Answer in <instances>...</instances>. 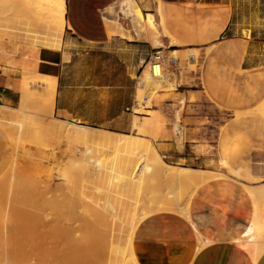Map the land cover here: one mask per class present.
Returning <instances> with one entry per match:
<instances>
[{
	"label": "crops",
	"instance_id": "0c3cea01",
	"mask_svg": "<svg viewBox=\"0 0 264 264\" xmlns=\"http://www.w3.org/2000/svg\"><path fill=\"white\" fill-rule=\"evenodd\" d=\"M63 1L65 7L60 31L55 27L58 22H50L53 18L48 14V20L42 15L39 22L37 11L34 17L28 10H20V42L40 45L32 50L30 62L23 57V49L20 54L0 62V107L11 110L19 108L26 94L21 77L28 62L36 74L46 76L54 83L51 113L55 120L112 133H127L132 127L133 117L137 115L134 109L138 75L156 47L152 41L140 37L144 32H139L131 21L117 23L118 17L109 22L100 19L98 10L114 0ZM133 1L143 17L151 14L157 17V22H161L166 35H162L160 40L166 44V48L172 49L171 54L211 47L208 56H204L205 69L202 74L175 72L176 84L180 85L176 91L186 98L190 93L197 96L196 101L190 103L193 110L208 107L206 98L199 95L200 79L207 72L216 82L236 80L242 83V95H237L241 101L240 107H251L264 101V0ZM33 18L32 27L38 34L31 40H22V28L30 27ZM110 22H115L114 28L108 24ZM54 27L59 31L60 49L43 46L53 44L55 35L59 38ZM159 29L162 32L161 27ZM111 31L119 34L109 35ZM189 56L194 54L190 53ZM208 65L211 67L208 68ZM238 71L241 74L234 73ZM219 102L230 109L238 106L225 97ZM171 106L172 102L169 101L166 104L168 111H172ZM211 119L217 125L224 123L220 121L222 117L218 112ZM233 120L229 118L226 121L229 130L233 129ZM215 133L218 131L215 130ZM177 149L174 152L179 155L178 159H190L181 157L182 149ZM255 156L264 160V153ZM191 159L201 163V168L189 167L191 169L226 174L228 180L239 185L247 184L241 178H232L226 170L202 168L205 161L203 156ZM250 175L254 177L252 172ZM9 187L8 181L0 180V259L6 253L9 264H27L32 257L37 264H43L41 234L35 232L33 238H28L25 190L21 187L16 189L15 186L10 192ZM200 187L202 189L198 194L196 191L194 193L197 202L190 201L191 222L175 214L162 213L137 225L132 243L138 264H253L248 254L232 242L240 236L252 217V203L248 195L239 186L219 178ZM199 208L203 215L211 218L206 223L217 230L212 237H205L202 232L197 212ZM4 220H7L6 224ZM234 225L244 228L237 234ZM191 226L196 228L202 241L209 242L199 250L197 234ZM49 264L59 263L51 261ZM255 264H264V253Z\"/></svg>",
	"mask_w": 264,
	"mask_h": 264
},
{
	"label": "rangeland",
	"instance_id": "374dc122",
	"mask_svg": "<svg viewBox=\"0 0 264 264\" xmlns=\"http://www.w3.org/2000/svg\"><path fill=\"white\" fill-rule=\"evenodd\" d=\"M31 1L33 2V0H0V62L2 63L4 59L20 54L21 49L25 51L23 57L29 61L32 50L40 45L20 42L19 12L23 9L29 11L28 7L32 6ZM43 1H38L39 4L33 2L38 5L36 11H39V22L42 20V15L47 19L48 7ZM39 5L45 7L41 8ZM34 19H31L30 27L22 28V40H31L38 34L32 27ZM108 24L115 26L114 22ZM112 34L119 33L111 31L109 35ZM140 37L151 41L147 34H142ZM163 49L167 52V59L173 58L175 63H164L161 71L160 66L154 64L158 72L164 74L166 80L148 85L138 92L136 89L135 101L139 93L142 98L136 101L134 112L137 115L133 117L131 129L124 134L135 135L143 141H148L158 151L162 161L168 165L201 168L200 161H194L191 157L203 156L204 169L226 170L232 178H241L251 185L264 182V160L255 156L257 153H264V116L260 110L264 101L251 107H240L241 101L237 95H242L240 93L243 88L242 83L236 80L216 82L207 72L206 76L200 79L199 95L206 98L208 107L193 110L190 103L196 101L197 96L195 93H190L186 98L183 93L176 91L175 72L189 71L202 74L205 69L204 56H208L211 47L208 46L205 50L178 51L174 54L170 53L172 49L166 48V44ZM190 53L194 54V61L189 60ZM234 73L241 74L240 71ZM46 78L36 74L27 62L21 77L26 94L23 95L19 106L22 111L25 109L24 113L19 112V108L16 110L6 108V111H0V180L9 182L10 192L15 186L16 189L21 187L25 190L28 238H33L35 232L41 234L43 264H49L51 261L53 263L58 261L59 264H67V262L118 264L121 259L128 257L124 243L126 228L133 210L143 211L145 201L150 197L152 199L149 200L153 201L163 200V197L159 196H164L170 191V187L164 184L162 179L152 178L137 193L136 187L131 182L117 181L116 175L105 173L104 169H120L117 166L120 167L124 163L122 162L124 158L121 157L133 161V154L131 155L128 149H113V147L81 141L73 137L74 135L69 133L66 127L54 123L52 113L45 102L47 83L51 81ZM222 97L229 98V101L238 106L231 109L224 107L219 102ZM169 101L172 102V111L166 108ZM176 111H179V124L184 130V148L180 151V156L190 158L188 160L178 159L179 155L174 152L177 149L175 145L177 136L174 132V125L177 122ZM217 112L222 117L220 121L224 122L223 125H217L215 120L211 119ZM229 118L234 119L231 130L226 124ZM215 130L218 131L217 134ZM92 160L101 163L99 170L92 166ZM251 172L254 177L250 175ZM219 180L239 186L248 195L245 188L238 183L226 177ZM162 185H165L166 191H163ZM201 189L202 187H199L196 194ZM162 191L165 193H161ZM196 194L191 199L194 203L197 202ZM107 204L112 205L109 207L113 212L109 210L111 208L107 207ZM201 211L202 209L199 208L197 212L202 232L205 237H212L217 230L206 223L211 218L203 215ZM162 213L174 215L169 211L153 214ZM175 215L183 219L177 213ZM3 222L6 224L7 220ZM235 226L237 234L244 228L237 225L233 227ZM4 245L6 249V242ZM123 249L125 253H122ZM2 258L1 264H9L6 253ZM27 264L37 263L32 257Z\"/></svg>",
	"mask_w": 264,
	"mask_h": 264
},
{
	"label": "bare ground",
	"instance_id": "6f19581e",
	"mask_svg": "<svg viewBox=\"0 0 264 264\" xmlns=\"http://www.w3.org/2000/svg\"><path fill=\"white\" fill-rule=\"evenodd\" d=\"M38 1L41 2L43 0H38ZM38 1L33 0V2L35 3L36 2L38 3ZM44 1H43L44 4L47 3L46 7H48V13H47L48 16H50V18H53V19H50V22H52V20L56 23L58 22L57 23L58 25H56L55 23L53 24L54 26L56 25L55 27L56 28L58 27V30H59V25L62 26V23H63L62 18L64 16L63 13H64V7H65L64 1L63 0H44ZM33 2H32V6L28 8H30V10L34 14L33 16L35 17V15L37 14H35L34 12L38 8L37 7L38 5H36ZM122 2L125 5L126 10H127L126 13H123L124 17L129 18L131 23L135 24V27H137L139 32L141 33L144 32L145 35L147 34L148 38L152 41L153 43L152 45H154V47L164 48L165 45L162 43L160 38L162 37V35H166V33L162 28L161 22L156 21L157 17L155 18V16L151 14L147 15L146 17H143L140 9L135 5L136 3H134L133 0H122ZM44 7H41V8H44ZM116 22L119 23V20L117 19ZM160 27L162 29V32L159 29ZM56 28L54 31L58 33L60 30L58 31ZM55 36L53 39L54 41L53 44H47V46L51 47L52 49H54L53 47H55V49L59 48V45H60L59 43L60 35L57 36L59 38H56ZM188 58L190 61L195 60L194 56H189ZM164 77H165L164 74L159 73L157 68H155L153 64L148 63L138 78L139 82L137 83V92L141 91V89H143L144 87L148 85L158 84L163 79L166 80V78ZM44 96H46L45 97L46 106L50 110V113H51L53 99H54V83L52 82V80L48 81L46 94ZM141 98L142 96L140 93L136 95V99H137L136 101H140ZM5 109L6 108L4 107H0V111L2 112L3 110L4 111L7 110ZM260 110L261 112H264V109H260ZM20 111L22 112V114L24 113L22 111V108L19 110V112ZM1 114L3 115V113ZM179 115H180L179 112H177V117H176L177 122L174 125V130H175L174 132L176 133V136H177L176 145L178 149L181 150L183 148V128L179 124L180 123ZM53 122L57 123L58 125L64 126V128L66 127L65 129H67L69 133H72L74 135L73 137H77V139H80L81 141L88 142V143L90 142L92 144L95 143L96 145H100L103 147H113V149L115 148V149L130 150L131 155L133 154L132 158L134 156L133 161L131 159L127 158L128 159L127 160L125 159V157H121V159L124 158L122 161L124 163L123 165L121 164L122 166L120 167L117 166L118 168H120V169H117L118 171L115 169H104L103 171L110 175H116L117 181L131 182L136 187L137 193L140 191L143 185L146 186V183H148L147 181L152 178L153 179L160 178L162 179L164 184H168L170 187L169 188L170 191H167L168 193L166 192L167 193L166 194L165 192H163V191H166V188L164 190L165 185L164 186L162 185L163 188L162 187L161 188L163 189V191L161 193L163 194L165 193V194L164 196L162 195L159 197H163V200L159 199L160 201H153V200H149V199H152L150 197L148 198L149 201L148 200L145 201L146 203L144 205L145 209H143L144 206L142 205L143 211H140L138 209L133 210L130 222L128 223L127 228H126V236H125L126 242L124 241L128 257L127 258L124 257V259H121L120 262H118V264H138L135 258L134 252H133L132 238H133L134 231L140 222L151 217L152 215H154L153 213L155 212L160 213V212H168V211L174 214L177 213L185 221H188V223L191 222L190 215H189V207H190V201L195 191L206 182H209L217 178L227 177L226 174L223 175L222 173H212L210 171H203V170L191 169L188 167L168 165L162 161V157L158 154V151H156L153 148V145H151L148 141L146 142V141L141 140L140 138H138V136H135V135L112 133V132L105 131L102 129H95V128L82 126V125L62 123L55 119H53ZM130 157L131 156H129V158ZM92 161H91L92 166H95L97 170H99L100 169L99 164L101 163H99L98 161H93V162ZM62 177L64 178V176ZM241 185L243 186V188H245V191L248 194L249 199L251 200L252 217L248 225L244 229V231L241 232L239 237L233 239L232 242L237 244L240 249L246 252V254H248V256L251 258V260L255 264L258 257L264 252V223H263V211H262L263 205H264V184L258 185V186H250V185L241 183ZM142 200H145V199H142ZM109 205L112 206L111 204ZM109 205L107 207H109ZM109 210L111 211L112 208ZM124 227H126V225ZM50 228L52 229V227ZM192 229H195V232L198 236V250H199L201 247L205 246L209 242L202 241L200 239V235L197 232L196 228L194 227ZM123 252L125 253L126 251L123 249L122 253Z\"/></svg>",
	"mask_w": 264,
	"mask_h": 264
},
{
	"label": "built area",
	"instance_id": "2783aa9c",
	"mask_svg": "<svg viewBox=\"0 0 264 264\" xmlns=\"http://www.w3.org/2000/svg\"><path fill=\"white\" fill-rule=\"evenodd\" d=\"M126 12L127 10L122 0H114L110 4L98 10L99 17L104 22H109L110 20L117 18V17L120 22L124 20H127L130 22L129 18L124 17L123 13H126ZM166 62L170 64H174L175 59L173 58L167 59L166 50L160 47H156L152 55L150 56L149 60L147 61L146 65L148 63H151L153 65L157 64L160 66V71H161L163 64ZM178 87H180V85L175 84V88H178ZM135 104H136V101H135Z\"/></svg>",
	"mask_w": 264,
	"mask_h": 264
}]
</instances>
